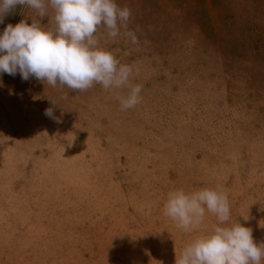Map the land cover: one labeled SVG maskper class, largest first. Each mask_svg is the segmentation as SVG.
I'll return each instance as SVG.
<instances>
[{
	"label": "rangeland",
	"instance_id": "obj_1",
	"mask_svg": "<svg viewBox=\"0 0 264 264\" xmlns=\"http://www.w3.org/2000/svg\"><path fill=\"white\" fill-rule=\"evenodd\" d=\"M45 3L43 18L18 5L0 35L21 20L56 28ZM115 3L129 20L96 36L131 67L128 85L72 92L0 74V264H176L218 225L206 211L178 229L163 207L179 189L227 193L219 226L264 243V0ZM135 85L140 102L121 111Z\"/></svg>",
	"mask_w": 264,
	"mask_h": 264
},
{
	"label": "clouds",
	"instance_id": "obj_2",
	"mask_svg": "<svg viewBox=\"0 0 264 264\" xmlns=\"http://www.w3.org/2000/svg\"><path fill=\"white\" fill-rule=\"evenodd\" d=\"M18 5L36 10L41 18L47 16L45 0H0V23ZM47 5L54 10L55 31L36 22L29 25L26 20L5 27L0 35V74L15 76L18 72L24 81L34 77L72 92H85L94 84L105 90L129 84L131 67L101 49L96 33L104 26L109 37H117L118 25H126L130 9H121L115 0H47ZM126 35L133 44L138 43L133 32ZM141 91L140 85L132 86L121 99V111L135 107ZM45 114L52 116V109ZM206 211L217 218L218 225L211 234L187 244L176 264H262L264 243L254 242L250 228L240 223L219 226L230 219L227 193L209 188L192 193L179 189L168 193L163 207V214L185 232L198 230Z\"/></svg>",
	"mask_w": 264,
	"mask_h": 264
},
{
	"label": "bare ground",
	"instance_id": "obj_3",
	"mask_svg": "<svg viewBox=\"0 0 264 264\" xmlns=\"http://www.w3.org/2000/svg\"><path fill=\"white\" fill-rule=\"evenodd\" d=\"M45 26H46V28L48 29V30H52V31H55V27H51V26H48V25H46L45 24ZM2 109V108H1ZM191 235V234H190Z\"/></svg>",
	"mask_w": 264,
	"mask_h": 264
}]
</instances>
